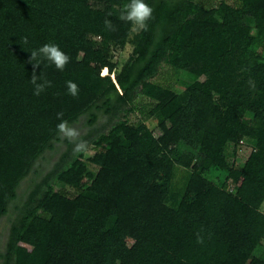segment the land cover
<instances>
[{
  "label": "trees",
  "instance_id": "trees-1",
  "mask_svg": "<svg viewBox=\"0 0 264 264\" xmlns=\"http://www.w3.org/2000/svg\"><path fill=\"white\" fill-rule=\"evenodd\" d=\"M199 1L145 0L153 19L118 71L111 46L130 42L132 25L119 19L130 0H0V219L61 141L58 112L71 124L87 116L90 126L117 118L82 136L95 151L87 160L73 158L66 140L55 167L16 206L4 264H264L255 256L264 239V0ZM47 43L70 61L63 72L40 62L36 74L52 86L36 96L29 59ZM164 64L189 83L159 82ZM139 96L154 103L159 136L131 121ZM245 136L255 149L243 168L229 167L226 145ZM174 165L192 168L181 185ZM214 168L233 190L205 175ZM65 186L79 190L75 211Z\"/></svg>",
  "mask_w": 264,
  "mask_h": 264
},
{
  "label": "rangeland",
  "instance_id": "rangeland-1",
  "mask_svg": "<svg viewBox=\"0 0 264 264\" xmlns=\"http://www.w3.org/2000/svg\"><path fill=\"white\" fill-rule=\"evenodd\" d=\"M218 2L219 0H200L199 4L204 6H211L217 4ZM139 33L140 32H133L130 42L124 48L116 47L113 45L111 46V54L113 55L114 61L118 63V71L122 68V66L129 60L130 56L132 55L133 48L138 40L137 38ZM92 38L97 45L101 43V38L99 36H93ZM92 68L100 72L102 71L100 65L97 63H93ZM157 80L165 84L171 83V85L176 88H182L189 83V81L191 80V76H189V74L184 71L175 73L169 65L164 64L160 71V74L157 76ZM135 104L138 109L135 110V112L129 114L131 121L144 122V124L149 126V128H151L153 132L157 136H159L161 134V129L158 125L157 118L155 117V115H150V113L154 109V103H152V101L146 97L139 96L135 100ZM142 108L145 109V112H142ZM120 116H122V114H120ZM109 119V114L101 115L99 116V119L95 123V125L90 126L87 124V116H84L78 122L72 124L79 128L81 136H86L87 134H89V131H92L93 134H96L99 131H103L105 126L108 127L111 123L114 122V119L117 118H112V122H109ZM87 141L89 142L90 150L86 155V160L95 153L93 146L90 143V140ZM255 147L256 140L248 136L243 137V139L238 143H228L225 147V158L227 165L229 167L239 169L243 168L245 162L247 161L249 155L255 149ZM67 149L68 144L66 140H61L59 142H56L54 150H48L44 154V156L38 160L34 169L38 170L39 172L33 170L23 180L18 190V199L12 202L9 208V212L0 219V264H4L3 254L6 251L7 244L10 238V230L12 223L19 211L16 206L21 205L27 199L28 194L29 192H31L33 185L41 179L43 174L55 167V165L61 159L62 154L66 152ZM180 152L185 151L180 150ZM88 164L92 171H97L98 167L96 165L90 162H88ZM174 168L176 172V185H181L183 183L187 171L192 170V168H184L181 165H174ZM205 175L209 176L212 180L216 182L227 183L229 185L230 191L234 189L233 182L230 179H227L226 172L222 169L214 168L211 172L206 173ZM78 180L81 185H85L87 183V178L85 175L79 174ZM64 188L72 196H69L66 202V207L72 211H75L77 203L73 200V197L77 194L79 190L73 186H65ZM261 209L264 211V202L262 204ZM129 241L132 242L131 239H129ZM32 248V246L25 244L26 252H30ZM255 256L264 260V239L255 251Z\"/></svg>",
  "mask_w": 264,
  "mask_h": 264
},
{
  "label": "clouds",
  "instance_id": "clouds-1",
  "mask_svg": "<svg viewBox=\"0 0 264 264\" xmlns=\"http://www.w3.org/2000/svg\"><path fill=\"white\" fill-rule=\"evenodd\" d=\"M119 19L130 22L134 32L147 31L148 22L153 19V8L145 0H130L129 3L124 5ZM104 24L108 30H115L110 19H105ZM41 61H47L50 65H54L58 71L63 72L70 61V57L58 45L53 43L44 44L39 49L31 51L29 63L33 66V73L30 82L34 87L33 94L36 96H39L46 88L52 86L51 81L44 79L42 75L38 76L36 74L35 69L40 66ZM66 87L68 94L72 97L78 96L79 87L76 83L69 80L66 82ZM63 116V112L56 114L57 119L60 120V123L57 124V135L61 140H67L73 146V158L82 154L87 155L90 150L89 142L82 138L79 128L64 120ZM199 242H202V240H199Z\"/></svg>",
  "mask_w": 264,
  "mask_h": 264
},
{
  "label": "crops",
  "instance_id": "crops-1",
  "mask_svg": "<svg viewBox=\"0 0 264 264\" xmlns=\"http://www.w3.org/2000/svg\"><path fill=\"white\" fill-rule=\"evenodd\" d=\"M102 74H103V72H102Z\"/></svg>",
  "mask_w": 264,
  "mask_h": 264
}]
</instances>
